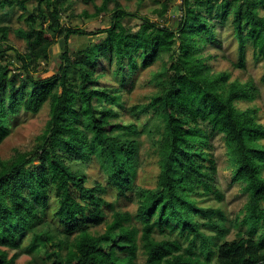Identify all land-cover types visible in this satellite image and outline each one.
Here are the masks:
<instances>
[{"label":"trees","instance_id":"1","mask_svg":"<svg viewBox=\"0 0 264 264\" xmlns=\"http://www.w3.org/2000/svg\"><path fill=\"white\" fill-rule=\"evenodd\" d=\"M173 2L158 1L152 21L116 0H102L93 13L78 15L94 21L111 11L109 25L89 33L62 26L73 0H0V11L21 12L22 26L13 33L24 43L17 51L9 44V27L0 26V144L20 109L36 115L46 107L49 115L32 150L0 159V264H14L21 253L32 256L26 264H37L36 257L47 264H138L139 257L143 264H264V126L258 108L237 106L252 104L257 91L249 82L230 81L227 72L213 73L203 56L205 45L215 41L213 24L228 20L238 45L234 67L244 69L246 45L264 63V0H182L175 30L164 24ZM128 17L140 21L137 29L121 22ZM92 34L103 37L70 51L71 38ZM57 40L64 44L58 71L39 79ZM163 56L169 62L152 76L158 92L128 110L151 115L149 127L138 129L123 118L122 92L139 69ZM111 65L116 85L102 81ZM214 133L222 135L233 181L247 195L242 219L232 222L239 231L231 241L224 240V213L193 199L223 200L207 151ZM143 134L159 169L151 189L134 184ZM94 162L105 184L88 185L83 167ZM109 190L133 202L135 214L108 202ZM51 197L56 225L46 219ZM6 250L18 253L8 258Z\"/></svg>","mask_w":264,"mask_h":264},{"label":"rangeland","instance_id":"2","mask_svg":"<svg viewBox=\"0 0 264 264\" xmlns=\"http://www.w3.org/2000/svg\"><path fill=\"white\" fill-rule=\"evenodd\" d=\"M71 9L62 15L61 23L63 28H79L89 33H94L100 29L106 28L110 21V12L108 14L98 17L94 21H84L81 16L82 12L89 14L94 12V6L100 5L102 0H73ZM121 7L128 13L137 15L138 17H148L152 21H156L157 17L153 15V11L158 9V1L164 0H132L130 2L126 0H116ZM182 0H174L172 7L165 16L164 24L172 29H176L177 23L180 19ZM113 3L109 4L108 9H112ZM20 11L14 9L13 11H0V26L7 25L9 27V44L14 47L17 51L22 52L24 43L18 40L13 31L18 27L22 26V21L19 18ZM261 15H264L262 13ZM121 22L131 27L133 30L137 29L140 25V21L133 17L123 18ZM214 27V42L207 43L203 49V56L206 58V63L211 67L213 73L227 72L230 74V81L239 80L242 83L249 82L257 91L256 99L252 104L240 103L237 106L241 109L248 107L258 108V118L260 123L264 126V84L261 81L264 72V63L255 60L252 54L250 45L245 47V62L244 69H238L234 65L238 62V45L233 34L232 26L227 20L224 23L213 24ZM103 35L92 34L84 37H73L71 38V49L74 51L78 48L87 46L89 43L98 42ZM64 44L61 40H57L56 44L49 50L50 59L48 63L41 64L40 70L36 74V77L43 79L54 75L58 71L59 59L58 56L63 52ZM13 58L6 56L4 59L6 62ZM169 61L167 56H163L160 61L154 62L150 67L146 69H139L133 76L131 85L122 92L123 101L126 104V109L122 112L123 118L127 121H132L138 126V129H146L149 127V119L151 115L135 114L128 111L131 107L142 106L148 103L150 97L154 96L159 88L157 84L153 82V75L160 71L162 63L167 64ZM105 79L102 81L114 85L118 79L114 78L111 72L114 69V65L107 67ZM13 74V70L10 71ZM17 83L22 81L23 78L20 76L16 77ZM116 85V84H115ZM6 90H1V95L4 97ZM49 119L48 109L43 108L38 114L31 115L25 113L22 109L19 110L15 117L10 119L11 133L10 135L0 144V159L8 160L16 152H28L32 150L37 144V137L43 132L46 122ZM143 147L139 153L140 166L138 168L136 180L134 184L143 188H154L159 173L157 158L152 152L148 137L146 134L142 135ZM211 158L215 162L216 166V185L215 188L223 196V200L218 202L215 200L213 195L198 196L195 195L193 199L197 205L203 208H215L220 209L225 217V227L228 229V233L225 236L226 241L234 239L236 232L239 231L238 227H233V220L238 217L242 219L241 211L247 202V195L243 191V186L240 183L234 182L232 178V166L229 157L226 152L224 140L222 135L214 133L209 137V149ZM85 175L88 180V185L92 186L96 181H103L105 184L103 173L99 169L98 165L94 163L87 164L83 167ZM106 200L112 202L117 210L128 211L135 214L136 205L128 199L118 198L113 190H109L106 195ZM56 209V203L51 197L50 206L47 210V218L53 221V213ZM201 221L200 218H196ZM53 223L56 225V221ZM242 230L245 229L242 227ZM201 231L208 237H213L215 233L209 231L206 228H201ZM99 233L103 232V227L98 229ZM155 237L158 239L163 236L158 235L154 232ZM167 234V233H166ZM170 238H176V233L170 235ZM182 241V240H181ZM183 245L186 246V242L182 241ZM27 242L25 241L22 245L26 247ZM197 251V250H196ZM7 257L10 258L12 255L17 254L18 251L6 250ZM199 253V251H197ZM32 256L26 253H21L16 258L14 264H26L30 262ZM37 264L42 263L40 257H36ZM138 264H143L142 258L139 257ZM211 264H215L214 261Z\"/></svg>","mask_w":264,"mask_h":264}]
</instances>
